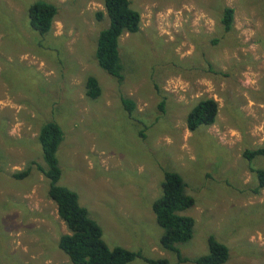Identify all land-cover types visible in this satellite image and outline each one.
<instances>
[{
	"label": "rangeland",
	"instance_id": "obj_1",
	"mask_svg": "<svg viewBox=\"0 0 264 264\" xmlns=\"http://www.w3.org/2000/svg\"><path fill=\"white\" fill-rule=\"evenodd\" d=\"M35 1L0 0V264H68L58 239L69 230L52 203L43 205L47 180L38 182L34 167L13 177L43 164L38 130L46 121L64 133L59 184L78 194L109 247L195 264L213 235L229 248L223 264H264V188L252 192L249 170L264 168V155L250 163L242 155L264 148V0H129L140 24L118 40L122 79L95 59L109 21L102 0H42L57 7L43 35L28 26ZM224 7L233 9L228 31ZM88 76L101 88L96 99L85 95ZM204 98L216 101V120L190 130L186 116ZM162 168L181 173L195 197L183 211L193 235L177 244L187 262L160 247L163 230L147 219ZM34 192L39 210L25 196Z\"/></svg>",
	"mask_w": 264,
	"mask_h": 264
},
{
	"label": "trees",
	"instance_id": "obj_2",
	"mask_svg": "<svg viewBox=\"0 0 264 264\" xmlns=\"http://www.w3.org/2000/svg\"><path fill=\"white\" fill-rule=\"evenodd\" d=\"M104 11L108 17V26L99 31L95 48V59L99 67L117 79H122V64L118 51V40L121 34L135 33L139 30L140 13L130 6L129 0H102ZM29 26L43 35L50 31L57 7L49 2L38 0L28 7ZM97 19L102 13L96 14ZM233 9L224 7L221 23L225 31L232 27ZM101 93L97 79L88 76L85 81V95L96 99ZM124 108L131 111L134 103L123 98ZM163 110V107H159ZM217 114V103L212 98L198 100L189 110L186 121L190 130L201 125L214 123ZM64 133L54 121L44 122L38 131L43 164L32 161L23 170L15 172V179L26 178L34 167L47 180L48 197L56 203L57 213L65 222L69 232L63 233L58 239V248L69 258L72 264H127L135 258L143 259L147 264H168L166 258H150L123 246L109 247L103 239L101 226L89 216L88 210L80 205L78 194L60 185L61 169L58 164L57 152ZM243 157L250 163L255 156L264 155V148L245 149ZM256 186L252 188L254 194H259L264 188V168L250 166ZM185 183L181 175L173 170H163L161 194L152 202L157 224L162 228L159 245L162 249L173 251L179 262L189 259L181 255L177 246L187 242L193 235V218L182 213L194 204V198L185 191ZM207 253L192 260L195 264H223L229 259V248L218 241L213 235L207 238ZM49 264V263H22Z\"/></svg>",
	"mask_w": 264,
	"mask_h": 264
},
{
	"label": "crops",
	"instance_id": "obj_3",
	"mask_svg": "<svg viewBox=\"0 0 264 264\" xmlns=\"http://www.w3.org/2000/svg\"><path fill=\"white\" fill-rule=\"evenodd\" d=\"M28 26H29V24H28ZM30 27V26H29ZM52 27V26H51ZM31 28V27H30ZM32 29V28H31ZM41 62V61H40ZM217 115V114H216ZM215 120H216V118H215ZM215 122V121H214ZM39 131V130H38ZM163 170H168V169H165V168H162L161 170H158L157 169V174L159 175V177L161 178V174H162V172H163ZM176 171V170H175ZM32 172V171H31ZM30 172V173H31ZM177 172V171H176ZM179 173V172H178ZM180 175H182L181 173H179ZM6 176L7 177H9L7 174H6ZM36 176H37V181L38 182H40V180H42L43 182H44V176L40 173V172H36ZM182 177V176H181ZM182 179H183V177H182ZM185 182V181H184ZM159 183H161V179L159 180ZM35 186H36V184H35ZM48 188V187H47ZM1 190H3V191H5V190H7V189H3V188H1ZM34 190H35V188H34ZM159 191H160V189H159ZM43 192V191H42ZM160 194V193H159ZM189 194V193H188ZM46 195L47 194H44V195H41L42 197H43V205H45V204H53L54 205V207H55V210L57 211V206H56V204L55 203H53L52 202V200H50V199H48L50 202H48L47 201V199H46ZM190 196H192L191 194H189ZM25 196H26V198L29 200V202H30V204H29V202H27L28 203V205L30 206V208H33V209H37V208H40V205H39V201H40V198L38 197V195H37V193H35L34 192V194H32L31 196H29V195H26L25 194ZM48 196V195H47ZM159 196V195H158ZM157 196V197H158ZM156 197V198H157ZM193 198H194V201H195V197L194 196H192ZM155 198V199H156ZM155 199H153L152 200V198L150 199V201L152 200V201H154ZM78 200H79V198H78ZM128 202H130V201H128ZM81 205V204H80ZM130 204H128V206H129ZM152 205V204H151ZM131 206H133V204H131ZM86 208V207H85ZM133 208H134V206H133ZM87 209V208H86ZM151 209H152V207H151ZM37 210H39V209H37ZM97 210V209H96ZM120 210H121V208H119L118 209V213L119 214H121V212H120ZM99 212V210H97V212H95V217L96 218H101V214L100 213H98ZM138 213V212H137ZM183 213V212H182ZM123 215H125V216H128V212H123L122 213ZM121 214V215H122ZM139 214V213H138ZM92 218V217H91ZM147 219L149 220V219H152V221L153 220H155L156 221V219H155V215H154V213L152 214V216L149 214L148 216H147ZM96 221V220H95ZM97 222V221H96ZM157 223V222H156ZM123 225H124V221H123ZM65 233H67V231L65 232ZM102 233H103V230H102ZM105 241V240H104ZM66 259H67V263L68 264H70L69 263V258L68 257H66ZM51 262H49V264H50Z\"/></svg>",
	"mask_w": 264,
	"mask_h": 264
}]
</instances>
